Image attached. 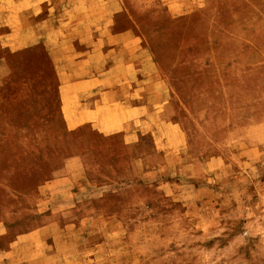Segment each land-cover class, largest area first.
Segmentation results:
<instances>
[{
    "label": "rangeland",
    "instance_id": "374dc122",
    "mask_svg": "<svg viewBox=\"0 0 264 264\" xmlns=\"http://www.w3.org/2000/svg\"><path fill=\"white\" fill-rule=\"evenodd\" d=\"M32 6L44 42L23 46L17 10ZM103 6L122 9L117 28L146 35L168 83L147 132L68 119V76L50 46L66 17ZM10 7L0 11V264H264V0Z\"/></svg>",
    "mask_w": 264,
    "mask_h": 264
},
{
    "label": "crops",
    "instance_id": "0c3cea01",
    "mask_svg": "<svg viewBox=\"0 0 264 264\" xmlns=\"http://www.w3.org/2000/svg\"><path fill=\"white\" fill-rule=\"evenodd\" d=\"M4 2L7 6L0 4L1 12L17 5V0L0 1ZM121 10L106 16L103 6L95 16L69 15L59 41L51 43L50 55L68 76L62 86L68 96V119L104 132L131 135L147 132L154 117H164L160 112L167 106L169 87L146 35L133 27L117 28ZM37 12L35 6L17 10L23 46L44 42L41 28L45 22ZM13 44L8 41L6 46L12 49ZM3 60L0 64H7Z\"/></svg>",
    "mask_w": 264,
    "mask_h": 264
}]
</instances>
